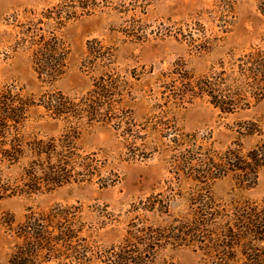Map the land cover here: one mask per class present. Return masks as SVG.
<instances>
[{"label": "rangeland", "instance_id": "374dc122", "mask_svg": "<svg viewBox=\"0 0 264 264\" xmlns=\"http://www.w3.org/2000/svg\"><path fill=\"white\" fill-rule=\"evenodd\" d=\"M256 1L91 0L89 13L56 28L42 13L59 0H0V84L12 85L35 100L53 91L78 99L98 75L85 72L81 66L87 41L96 39L112 49L113 58L106 64L124 81L119 115L131 117L136 137L134 147L129 148L112 126L83 123L75 145L81 155L96 153L100 176L29 196L7 197L0 192V264H8L12 247L10 221L14 225L29 209L45 211L54 204L79 207L84 227L81 235L106 253L117 251L129 231L178 227L179 222L188 221L191 229L200 230L197 235L180 237L173 232L171 238L151 245L152 250L136 245L143 263L248 262L238 248L231 249L230 243L221 239L217 226L235 223L233 213L240 204L263 201L264 167L247 190L237 191L230 177L205 183L204 189L189 179L192 173L185 168L182 147L201 145L211 154L236 145L243 152L248 150L258 137L243 135L242 123L257 121L264 129V100L245 110L222 113L206 97L182 102L168 97L175 84L171 82L175 68L200 77L217 70L221 61L251 48L264 49V15L257 11ZM28 24L35 33H42L41 29L46 34L55 33L63 44L65 68L53 82L41 81L33 70L31 53L21 41ZM64 130L63 122L50 119L42 107L32 106L22 133L25 139H44L59 136ZM174 138L181 139V146ZM143 150L147 153L144 158L133 156ZM200 152L204 150L196 149L189 156L197 159ZM21 171L17 166L0 168V179L5 185L15 184ZM149 195L156 196L154 207L166 204L169 215L145 211ZM202 205L207 206L206 212H200ZM196 211L202 215L193 214V218L191 213ZM69 264L104 263L91 259Z\"/></svg>", "mask_w": 264, "mask_h": 264}, {"label": "trees", "instance_id": "16d2710c", "mask_svg": "<svg viewBox=\"0 0 264 264\" xmlns=\"http://www.w3.org/2000/svg\"><path fill=\"white\" fill-rule=\"evenodd\" d=\"M90 2L59 0L42 13V18L53 20L59 28L63 22L89 13L93 6ZM256 9L264 15V0L256 1ZM31 25L22 31L21 41L31 53L37 77L43 82H53L65 68L63 44L55 33L49 31L46 34L44 29H41L42 33H35ZM86 50L81 66L85 72L98 75L93 78L91 88L78 99L53 91L43 93L35 100L24 96L12 85L0 84V168L17 166L22 169L15 184L5 185L0 179V192L6 193L7 197L29 196L66 184L90 182L100 176L96 153L81 155L75 145L83 123L87 126L93 123L110 125L120 132L129 148L134 147L136 137L132 133L131 117L119 115L124 81L106 64L113 58L112 49L91 39L86 43ZM171 74V82L175 84L168 97L170 100L182 102L187 98L206 97L222 113L245 110L264 100V49L258 47L227 62H219L217 70L200 77L189 76L181 67L175 68ZM32 106L42 107L50 119L63 122L65 130L56 137L25 139L22 129ZM242 124L243 135L258 137L255 144L244 152L240 145L216 154H211L209 149L205 152L201 145L193 143L190 147H182L187 158L185 168L192 173L188 177L198 187L203 185L206 189L205 183L224 177L234 180L237 191L253 187L257 172L264 167V129L257 121ZM176 138L173 142L178 145L181 139ZM182 140L183 143L189 142ZM196 149L204 152H200L197 159L190 158L189 153ZM144 152L133 156L144 158L147 156ZM154 197H147L149 206L144 210L169 215L166 204L154 207ZM239 206L233 213L235 223H218V235L230 243L231 249H239L248 261L246 264H264V199L260 204L245 202ZM202 211L206 212L207 206H203ZM81 212L74 205L54 204L45 211L29 209L23 220L14 225L10 221L8 230L13 240L8 264H69L91 259L104 264H144L141 251L134 249L136 245L152 250L151 245L171 238L173 232L190 238L200 231L191 229L192 224L188 221L179 222L178 227L166 225L152 231H129L117 251L106 253L93 247L81 235L84 231ZM193 214L197 217L201 213H191L195 218ZM145 252L149 253V250Z\"/></svg>", "mask_w": 264, "mask_h": 264}]
</instances>
